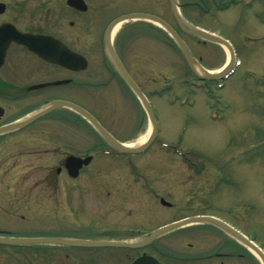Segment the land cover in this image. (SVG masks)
Wrapping results in <instances>:
<instances>
[{
	"label": "rangeland",
	"instance_id": "374dc122",
	"mask_svg": "<svg viewBox=\"0 0 264 264\" xmlns=\"http://www.w3.org/2000/svg\"><path fill=\"white\" fill-rule=\"evenodd\" d=\"M49 1L34 0V5H46ZM122 1L126 0H84L89 9L79 23L88 22L94 28L95 38H99L108 21L121 14L142 11L161 16L177 30L167 0H158V8L150 6L152 0H136L143 2L140 5L132 3L134 0L125 4ZM248 2V8L238 5L223 14H214L211 9L210 17L182 11L187 22L226 39L232 46L239 64L222 83L221 90L205 85L195 87L200 89L194 93L186 88L185 82L191 84L195 78L173 42L154 25L128 22L118 28L119 31L138 26L136 38L124 41L121 56L142 92L160 91L163 85L171 87L149 102L159 130L157 138L163 144L176 146L179 152H188L197 168L184 162V154L178 157L174 151L160 148L157 142L141 154L126 157L125 160L132 162L134 172L147 178L149 193L141 185L143 180L131 177L123 157H99L72 183L70 212L67 206H58L57 197L51 193L54 191L53 174L50 188L45 189L50 194L41 200L45 234L78 237L90 234L91 228L112 232L124 227V237L140 239L145 235L131 232L130 228L150 232L203 214L234 226L264 251V0ZM48 21L54 22L47 20V14L44 18L38 13L27 16L30 28L44 29ZM182 40L205 70L214 72L224 66L228 54L221 46L186 36H182ZM90 55L92 64L101 63L103 54L99 48L95 47ZM18 62L11 58L10 63ZM97 96L91 99L97 101L85 99L79 101L80 105L93 112L122 145L130 147L150 131L145 112L128 92L102 90ZM59 116L67 118L63 112ZM71 121H74V134L79 137L75 142L73 139L67 150L58 146L60 151L82 158L97 144L103 145L82 120L74 116ZM44 146L50 147L45 143ZM44 146L36 145L34 149L42 152L39 149ZM38 159L34 164L29 160V165L41 166L46 171L52 155ZM159 198L171 207L160 206ZM38 206L36 200H29L30 208H40ZM29 218L28 232L41 230L35 220ZM145 251L168 264H182L178 261L185 256H214L216 253L223 257L204 263L260 264L236 242L207 227L189 226L178 230ZM80 256L79 264L95 263L84 253ZM107 260L113 261V258Z\"/></svg>",
	"mask_w": 264,
	"mask_h": 264
},
{
	"label": "flooded vegetation",
	"instance_id": "af4514ba",
	"mask_svg": "<svg viewBox=\"0 0 264 264\" xmlns=\"http://www.w3.org/2000/svg\"><path fill=\"white\" fill-rule=\"evenodd\" d=\"M132 1L122 2L125 4ZM223 1L225 0H177L181 13L183 10L186 11V14L199 12L203 17H210L211 9ZM31 2L32 0H0V128L26 120L37 112L48 109L49 104L53 102L75 104L90 112L87 107L81 106L80 102L85 99H97V94L101 93L102 90H110L111 92L118 89L130 94V90L111 64L98 63L94 65L89 62V56L95 47L102 51L103 35L108 24L119 16L128 13L108 21L103 33L99 38L98 36L95 38L94 28L87 24L88 22L79 23L80 17L88 12L87 5L85 12H78L67 4V0H55L54 2L51 0L48 4H41L40 6L34 5V0L33 4ZM134 2L139 5L143 3L136 0L132 3ZM30 4H32L31 7ZM167 4L169 7L168 0ZM150 6L158 8V0H152ZM236 7L238 6L231 5L228 10ZM136 12L142 11L129 13ZM32 13L40 14L41 18L47 14V20L53 19L54 22L50 24L51 21H48L49 25L44 29L30 28L27 24V16ZM194 15L196 14L194 13ZM155 16L164 20L159 15L155 14ZM137 27L119 29L112 37L113 49L121 62H123L121 51L125 46L124 41L130 37L136 38ZM172 28L174 27L172 26ZM14 30L23 38L33 37V46L22 45L12 40L8 42V34H12ZM176 31L179 33L178 29ZM31 49L38 50L41 56ZM74 53L85 58L87 64L84 69L78 70L79 66L74 65ZM17 55L21 57H17ZM12 57L19 62L10 63ZM127 72L134 84L138 86L132 74ZM61 112L66 114L67 118H60ZM92 113L90 112L96 118ZM74 116L82 120L74 113V110L68 107L56 108L41 115L23 128L0 135V225H2L0 226V239L74 240L76 237L48 234V232L45 234L44 210L41 208L42 198L48 197L50 194L45 189L50 188V178H52L50 176L54 174V191L51 193L57 197L58 206L65 205L69 212L71 210L70 197L72 189H74L72 183L75 180L69 176L66 169V159L71 155L68 151H60L59 147H65L67 150L73 139L75 142L79 137L74 134V121H71V117L74 118ZM88 127L92 130L89 125ZM36 142H41L36 145L44 146L45 143L50 147L44 146L39 149L42 152H39L34 149L36 145L33 144ZM103 145L105 144L103 143ZM103 145L97 144V147L91 149L89 153L98 149H105L106 146L102 147ZM89 153L82 159L87 157ZM47 155H52V160L49 161L51 165L46 171L41 166L29 165V160L34 164L39 161L38 158ZM58 179H62V182H59ZM45 194L47 195L45 196ZM32 199L37 201L40 208L29 207V200ZM76 211L79 212L81 209L76 208ZM69 214L71 215L72 212ZM29 216L33 221L35 220L36 225L41 230L28 232ZM89 230L90 234L76 238L127 243L137 241L123 236L126 234L124 227L114 229L112 232L109 230L100 232L92 228ZM130 231L136 233L132 229ZM157 241L152 242L144 249L132 250L74 249V247L60 245L13 247L0 245V264H79L80 258H82L81 253L88 255L86 258L95 261L94 264H132L142 255L157 259L159 264H168L145 251ZM108 255H113L111 256L113 261L107 260L111 258H106ZM213 255L185 256L178 262H183L182 264H207L212 258L221 259L223 257L217 253Z\"/></svg>",
	"mask_w": 264,
	"mask_h": 264
},
{
	"label": "water",
	"instance_id": "95a60500",
	"mask_svg": "<svg viewBox=\"0 0 264 264\" xmlns=\"http://www.w3.org/2000/svg\"><path fill=\"white\" fill-rule=\"evenodd\" d=\"M68 4L71 7H74L75 9H78L80 11L85 10V6L82 2V0H69ZM170 8L173 14V17L178 25V28L184 33L189 36L198 38L204 42H208L211 44H215L218 46L223 47L224 49L227 50L229 53V62L227 65L220 71L219 73H210L206 70H204L198 61H196L189 52L188 47L186 44L178 37V35L167 25L165 24L162 20L146 15V14H131V15H126L122 16L115 21H113L109 27L107 28L105 35H104V40H103V45L106 51L107 56L109 57L110 61L114 65V67L117 69L119 72L121 78L123 81L126 83V85L129 87V89L134 93V95L137 97L139 102L141 103L151 126V133L150 136L148 137L147 141L136 148H129L127 146H124L122 144H119L116 142L99 124L96 122V120L90 116L88 113L83 111L77 106H74L72 104H67L65 102H53L49 104V108L38 114V116L45 114L49 112L50 110L60 108V107H68L74 112L80 114L84 119H86L92 127L100 134V136L107 142V144L112 147L114 150H116L118 153H127V154H138L140 152H143L154 140L157 134V128L156 124L154 121V118L152 116V112L150 109V106L144 97V95L141 93V91L136 87L134 82L129 78L127 73L125 72L124 68L118 61V58L116 57L112 46H111V40H110V33L112 29L117 26L118 24H121L126 21L130 20H141V21H148L154 24L159 25L161 28H163L171 37V39L174 41L175 45L177 46L182 59L184 60L185 64L191 71V73L199 80H216L224 77L229 70L232 68L233 61H234V55L232 48L230 47L229 43L222 38H219L217 36H214L212 34L206 33L202 30L198 29H193L190 26L186 25L182 19L180 18L178 11H177V5L175 0H169ZM1 35V34H0ZM8 42L10 40L16 41L17 43L23 44L25 40L28 42H31L32 37H26L23 38L22 36H19L16 34L14 31H12V34H8L7 37ZM31 46H33L31 43H29ZM36 54L38 53L37 50L32 49ZM78 61L80 64L83 63V60L80 59V57L74 55V61ZM24 124V123H22ZM18 124V125H13L10 128H7L8 130L10 129H18L21 127H24V125ZM7 129H0V133L4 132ZM81 161L78 159H72V168L74 167V173L73 177H76L78 174V170L81 168L82 164L80 163ZM86 164V161L85 163ZM193 224H210L215 226L216 228L220 229L224 233L230 235L232 238H234L236 241H238L240 244L246 246L249 248L252 252H254L258 258L260 259L261 263L264 264V255L260 252V250L252 244L251 241H248L244 236H242L240 233L237 231L233 230L226 224L219 222L215 219L208 218V217H195V218H189L185 220H181L179 222L173 223L171 225L165 226L161 229H158L157 231L153 232L147 239L139 243V245H129V244H121V245H116V244H109L105 242H90V241H80V240H61V239H20V240H14V241H3L0 240V243H4L7 245H38V244H58V245H64L67 247H74V248H94V247H108V246H116V247H122V248H134V247H142L145 246L155 239L159 238L160 236L170 233L174 230H177L179 228L193 225ZM134 264H157L155 260L152 258L148 257H142L138 259L137 261L134 262Z\"/></svg>",
	"mask_w": 264,
	"mask_h": 264
},
{
	"label": "bare ground",
	"instance_id": "6f19581e",
	"mask_svg": "<svg viewBox=\"0 0 264 264\" xmlns=\"http://www.w3.org/2000/svg\"><path fill=\"white\" fill-rule=\"evenodd\" d=\"M227 54H228V53H227ZM229 60H230V58H229V55H228L227 60H226V62H225V64H224V66L227 65V62H228ZM224 66H223V67H224ZM223 67H221L220 69H218V70H217V73L220 72V71H222ZM148 135H149V132H147L146 134H144L143 136H141L142 138L139 139V140L137 141V143H135L134 145H131L129 148H134V147H139V146H141V145L146 141ZM126 146H127V145H126ZM94 162H95V160H94ZM94 162H93V163H94ZM93 163H92V164H93Z\"/></svg>",
	"mask_w": 264,
	"mask_h": 264
}]
</instances>
